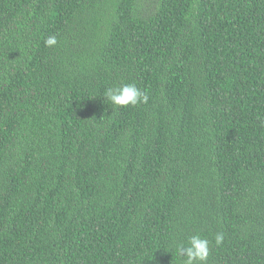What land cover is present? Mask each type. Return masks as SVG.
I'll return each mask as SVG.
<instances>
[{"label":"trees","instance_id":"trees-1","mask_svg":"<svg viewBox=\"0 0 264 264\" xmlns=\"http://www.w3.org/2000/svg\"><path fill=\"white\" fill-rule=\"evenodd\" d=\"M196 233L264 264V0H0V264H183Z\"/></svg>","mask_w":264,"mask_h":264},{"label":"clouds","instance_id":"clouds-1","mask_svg":"<svg viewBox=\"0 0 264 264\" xmlns=\"http://www.w3.org/2000/svg\"><path fill=\"white\" fill-rule=\"evenodd\" d=\"M57 44L55 35L49 36L45 40V45L53 47ZM104 98L114 107L137 106L146 104L149 100V94L142 90L135 82L126 83L119 86L109 87L104 92ZM224 240V234L218 232L215 234V245L219 246ZM211 250V241L200 236L198 233L193 234L177 245V255L184 257L183 264H207Z\"/></svg>","mask_w":264,"mask_h":264}]
</instances>
